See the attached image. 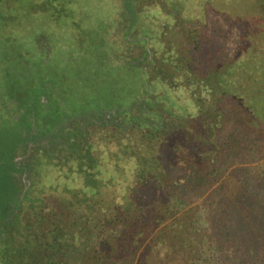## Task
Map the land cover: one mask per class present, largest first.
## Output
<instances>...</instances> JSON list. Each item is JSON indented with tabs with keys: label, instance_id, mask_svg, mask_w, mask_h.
Segmentation results:
<instances>
[{
	"label": "trees",
	"instance_id": "obj_1",
	"mask_svg": "<svg viewBox=\"0 0 264 264\" xmlns=\"http://www.w3.org/2000/svg\"><path fill=\"white\" fill-rule=\"evenodd\" d=\"M28 1L36 11L37 2L45 0ZM116 1L121 6L112 14L110 34L123 43L112 56H121L141 73L140 96L130 107L96 109L78 117L89 120L107 113L120 126L113 124L112 136L96 144V156L90 155L94 141L84 142L85 155L77 145L80 191L74 203L65 202L59 215L46 219L44 230L39 227L51 238L32 233L31 241L13 245L0 239L2 264H65L66 258L81 264H264V162L260 171L236 165L222 175L231 164L252 162V155L264 152V93L247 96L245 87L234 82L232 89L223 73L215 82L216 95L204 107L194 83L186 87L178 78H168L161 64L151 72L152 60L146 57L133 63L124 56L132 33L142 36V44L158 35L144 21L147 15L140 19L142 0ZM64 2L70 7L69 0ZM19 5L0 0L3 23L11 24ZM129 14L135 17L134 27ZM34 37L43 51L42 36L37 32ZM189 68L194 72L198 65ZM231 103L233 119L227 111ZM36 199L41 201L28 203ZM37 206L30 205L31 217L40 216ZM21 208H12L0 226L11 215L16 220Z\"/></svg>",
	"mask_w": 264,
	"mask_h": 264
},
{
	"label": "rangeland",
	"instance_id": "obj_2",
	"mask_svg": "<svg viewBox=\"0 0 264 264\" xmlns=\"http://www.w3.org/2000/svg\"><path fill=\"white\" fill-rule=\"evenodd\" d=\"M142 1V4H138L140 13H143L140 19L147 15L144 21L152 23L151 27L158 35L157 41L160 36L163 40L168 39L165 36L168 33L165 29L174 26L176 21L166 15L157 1L159 3L163 1L164 6H170L175 3L174 1H178L179 5L177 3L176 5L179 7L180 18L200 20L202 24L209 20L201 11L202 5H199L204 0ZM224 1L232 5L235 0ZM16 3L19 5L20 0H16ZM116 3V0H69L70 7H66L64 0H45L37 2L36 6L39 9L34 11L32 4L27 0L22 6L19 5L11 24L3 23L0 19V222L12 208L22 205L21 202L40 198L41 201L36 199L37 201L34 200L29 205H23L24 225L29 223L35 235L44 239L51 238L49 232L45 235L39 227L44 230L46 219L52 217V214H60V205H64L65 202L74 203L76 200V193L81 187L80 175L76 173L77 155L72 153L66 161L59 160L58 157L50 160L43 155L28 158L27 152L24 151L25 146H30L42 136L50 135L47 132L48 128L45 129L47 126L50 127V133L58 136L65 132L66 126L63 124L77 120L80 115H93L92 111L96 109L121 110L130 107L140 96L141 73L128 67L121 56H112V53L117 54L121 51L119 44L123 43L122 39L119 43L110 34L112 14L121 6L118 5L119 1L117 6ZM212 3L213 1L206 2V8L214 10L213 8L218 7ZM81 6L85 9H81ZM225 7L224 5L223 8ZM242 12L244 11L238 9L235 15L239 16ZM231 15L233 17V13ZM129 16L134 27L135 17L131 14ZM16 22H20V25L13 26ZM202 30L206 29L202 27ZM121 31V29L116 31L118 36ZM37 32L43 38V51L33 42ZM136 34L138 33L134 31L131 38ZM232 40L233 38H230L231 55L239 49ZM159 43V41L154 43L156 52H161L164 47V44L160 46ZM135 55L136 51L132 50V46L124 51L126 57L135 58ZM259 55L256 53L252 59L250 58L256 66L260 64ZM231 71V78L238 85H245L249 92L264 87L259 77L261 72L253 66L238 63L232 65ZM251 72L253 74L249 75ZM182 104L189 107L186 100L182 99ZM134 110L136 112L135 107ZM227 111H233V105H229ZM121 113L120 111L119 114ZM230 117L233 119V112L230 113ZM78 121L82 123L85 119L80 118ZM113 129V125L108 127L107 136L100 139H95V131L89 134L85 142L94 141L95 146L91 150V156L99 153L95 150L96 144L102 139L110 138ZM70 134L74 135L72 132ZM221 137L218 134L217 139L221 140ZM83 141L84 139L78 138V153L81 155L86 153ZM100 148L102 150V147ZM259 154L260 157L251 156L252 162H238L225 170L222 169V175L228 174L236 165L256 167L260 171L263 167L264 152ZM105 157L106 154L102 153L101 159ZM24 158L28 160L21 167L19 163ZM21 170L31 173L33 190L30 194L23 192L25 187L21 193L19 192ZM30 205H38L36 212L41 217H35V214L31 217ZM20 233L12 234L15 244L33 239ZM65 261V264H81L77 258L75 260L66 258Z\"/></svg>",
	"mask_w": 264,
	"mask_h": 264
},
{
	"label": "flooded vegetation",
	"instance_id": "obj_3",
	"mask_svg": "<svg viewBox=\"0 0 264 264\" xmlns=\"http://www.w3.org/2000/svg\"><path fill=\"white\" fill-rule=\"evenodd\" d=\"M162 1V0H159ZM213 1V6H218L212 9L206 8V2ZM170 6H164L163 1L158 3L166 15L176 20L174 26L169 29H165L168 32L165 36L168 39L163 40L160 36L158 41L164 44V50L166 54L156 52L154 43H158L157 39L154 42H147L142 44L141 35L136 34L133 43H130L132 50L136 51L135 58H132L133 63L137 64L144 57L152 60L150 69L151 72L157 70V66L161 64L163 69L165 67L166 72L164 75L169 77L178 78L181 80L186 87H189L191 83H194L193 87L197 85L200 91H198L204 98L203 106H208L212 98L216 95V79H222V74L227 75L230 78L231 87L233 89V82L236 86H244L247 96L257 94L258 97L264 93V87L256 89L253 92H249L245 85H238L236 81L231 78L232 65L242 63L245 66H253V68L259 69L260 81L264 86V0H235L233 4H228L224 0H204L201 4V11L204 15H207L209 20L207 23L183 19L179 17V5L178 1ZM167 4V3H166ZM226 6L223 8V6ZM219 11H217V10ZM241 9L242 16L235 15L236 11ZM222 10V11H221ZM233 13V17L231 15ZM211 19V20H210ZM207 20V19H206ZM202 27L206 29L202 30ZM206 33H204V32ZM230 33V35H229ZM171 34V36H170ZM133 35V33H132ZM233 35V37H232ZM230 38H233V44L239 46L234 54L231 55ZM146 50V54L143 51ZM256 53H259L258 61L259 65L256 66L255 62H251ZM248 57V58H244ZM161 58H164L165 63L162 64ZM198 65V70L192 71L189 66ZM255 65V66H254ZM254 72V71H253ZM253 72L248 73L252 75ZM263 89V90H262ZM233 96V95H232ZM230 105H233L231 103ZM259 104H256L258 108ZM109 114L104 113L102 115L97 114L95 117L85 119L84 122L79 123V119L72 121L71 123L65 124L66 129L64 133L55 136L54 133H50V127L47 132L50 135L42 136L36 139L30 146H25L24 151L27 152L28 158H34L38 155H51L59 160L66 161L67 157L72 153H75L78 145V138L85 139L89 134L95 131V139L104 138L107 136L108 127L113 124L120 126V120L117 118L109 119ZM33 130V129H32ZM36 130V128H34ZM69 132V133H68ZM74 133L71 135L70 133ZM57 134V133H55ZM84 140L83 142H85ZM62 154V156L60 155ZM28 158H24L19 166L23 167L27 163ZM25 169V168H23ZM23 177H22V174ZM21 177V186L19 192H22V188L25 187L24 193H30L31 190V177L30 172L27 170H21L19 172ZM22 208L17 215L16 220L13 221L12 215L9 217V222H5L4 225L0 226V239H6L13 245L14 241L12 234H21V229L26 232L27 236L33 233V227L24 225L23 212L25 207L23 205H29L28 202H21ZM20 218V219H19ZM3 222V221H2ZM19 226V227H18ZM17 234V235H18ZM26 236V237H27Z\"/></svg>",
	"mask_w": 264,
	"mask_h": 264
}]
</instances>
